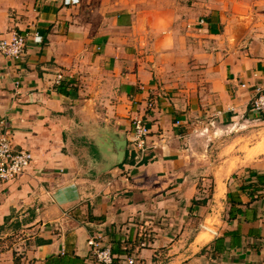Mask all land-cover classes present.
Here are the masks:
<instances>
[{
  "label": "crops",
  "instance_id": "obj_1",
  "mask_svg": "<svg viewBox=\"0 0 264 264\" xmlns=\"http://www.w3.org/2000/svg\"><path fill=\"white\" fill-rule=\"evenodd\" d=\"M202 1L0 0V264H264V0Z\"/></svg>",
  "mask_w": 264,
  "mask_h": 264
},
{
  "label": "built area",
  "instance_id": "obj_2",
  "mask_svg": "<svg viewBox=\"0 0 264 264\" xmlns=\"http://www.w3.org/2000/svg\"><path fill=\"white\" fill-rule=\"evenodd\" d=\"M211 1V0H204ZM65 5L73 4V0H65ZM204 21H202L203 23ZM40 40V38H38ZM27 35L15 34L11 40H0V51L8 57L20 59L26 53ZM63 80V74L57 76L56 82ZM150 107L153 106L151 102ZM252 112L258 115L264 114V89L258 88L251 102ZM150 131L145 121L135 120L133 133L134 151H137V163L141 164L146 156L147 139ZM33 161V155L29 151H16L12 140L8 134L0 135V185L16 181L22 176ZM92 249V254L98 264H114L112 249L105 247L96 238H91L88 242ZM128 264H135L133 259L128 260Z\"/></svg>",
  "mask_w": 264,
  "mask_h": 264
},
{
  "label": "trees",
  "instance_id": "obj_3",
  "mask_svg": "<svg viewBox=\"0 0 264 264\" xmlns=\"http://www.w3.org/2000/svg\"><path fill=\"white\" fill-rule=\"evenodd\" d=\"M62 87H63V84L60 86V89H63ZM134 157H135V155H134ZM145 159L146 158L143 159V162L142 163H146L147 162V160H145ZM131 162L134 163V160H132ZM258 179H259V182L260 183H264V175L263 176H261V175L258 176ZM212 192L213 191L211 190V194L209 195V197H212ZM207 201H208V199L207 200H202V201H199V200H196L195 199V200H193V204L194 205H200V203L206 204ZM112 252H113V255L115 256V258H114V264H122V261L123 260L121 259L119 252H116L113 249H112ZM116 254H118V256Z\"/></svg>",
  "mask_w": 264,
  "mask_h": 264
},
{
  "label": "rangeland",
  "instance_id": "obj_4",
  "mask_svg": "<svg viewBox=\"0 0 264 264\" xmlns=\"http://www.w3.org/2000/svg\"><path fill=\"white\" fill-rule=\"evenodd\" d=\"M198 1H202V0H198ZM260 118H261V114H260V117L257 115V117H255L254 119L257 121V120H260ZM249 129H251V127ZM260 137H261L260 139H264V134L260 135ZM213 187H214L213 180H207L206 187H205L207 191L206 196L209 194L210 190H213Z\"/></svg>",
  "mask_w": 264,
  "mask_h": 264
},
{
  "label": "water",
  "instance_id": "obj_5",
  "mask_svg": "<svg viewBox=\"0 0 264 264\" xmlns=\"http://www.w3.org/2000/svg\"><path fill=\"white\" fill-rule=\"evenodd\" d=\"M125 144H126V142H125Z\"/></svg>",
  "mask_w": 264,
  "mask_h": 264
}]
</instances>
